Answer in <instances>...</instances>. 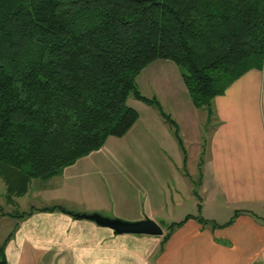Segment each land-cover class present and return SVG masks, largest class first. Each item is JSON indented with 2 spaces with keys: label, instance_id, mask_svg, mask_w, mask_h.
Segmentation results:
<instances>
[{
  "label": "crops",
  "instance_id": "crops-1",
  "mask_svg": "<svg viewBox=\"0 0 264 264\" xmlns=\"http://www.w3.org/2000/svg\"><path fill=\"white\" fill-rule=\"evenodd\" d=\"M134 82L174 122L180 144L152 106L129 97L138 117L122 137L106 138L54 179L31 181L23 195L0 184L6 263L264 264V73L250 69L234 80L212 98L210 116L192 106L169 60L152 61ZM54 205L127 222L147 218L164 230L114 234L47 210Z\"/></svg>",
  "mask_w": 264,
  "mask_h": 264
},
{
  "label": "trees",
  "instance_id": "trees-1",
  "mask_svg": "<svg viewBox=\"0 0 264 264\" xmlns=\"http://www.w3.org/2000/svg\"><path fill=\"white\" fill-rule=\"evenodd\" d=\"M155 60L178 68L192 106L210 116L212 98L234 80L264 73V0H0L6 192L23 195L31 181L57 177L106 138L122 137L138 117L129 97L152 106L180 144L174 122L134 82Z\"/></svg>",
  "mask_w": 264,
  "mask_h": 264
},
{
  "label": "water",
  "instance_id": "water-1",
  "mask_svg": "<svg viewBox=\"0 0 264 264\" xmlns=\"http://www.w3.org/2000/svg\"><path fill=\"white\" fill-rule=\"evenodd\" d=\"M77 219H85L95 223L98 226L110 229L114 234H133V235H151L160 236L161 228L151 219H143L136 222H127L115 218H108L93 213L90 215L74 214Z\"/></svg>",
  "mask_w": 264,
  "mask_h": 264
},
{
  "label": "rangeland",
  "instance_id": "rangeland-1",
  "mask_svg": "<svg viewBox=\"0 0 264 264\" xmlns=\"http://www.w3.org/2000/svg\"><path fill=\"white\" fill-rule=\"evenodd\" d=\"M54 178H56V177H54ZM54 178H52V179H54ZM51 180V179H50ZM37 182H39V181H37ZM0 184H3V181H2V179H1V177H0ZM4 185V184H3ZM23 200L22 201H24L25 200V205L27 206V207H29V206H31L32 204H33V200L31 199V196H27V197H25V198H22ZM26 208V207H25ZM162 230H164V229H162Z\"/></svg>",
  "mask_w": 264,
  "mask_h": 264
}]
</instances>
